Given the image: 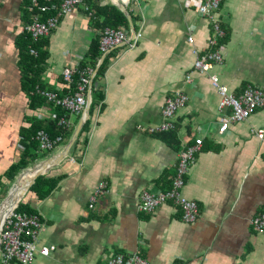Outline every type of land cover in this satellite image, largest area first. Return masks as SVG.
<instances>
[{
    "label": "crops",
    "instance_id": "1",
    "mask_svg": "<svg viewBox=\"0 0 264 264\" xmlns=\"http://www.w3.org/2000/svg\"><path fill=\"white\" fill-rule=\"evenodd\" d=\"M111 4L100 0L102 7ZM28 6V0H0L2 183L26 151L23 134L29 137L34 122L57 113L54 104L37 109L23 91L17 44L36 14L26 13ZM89 12L79 7L44 38L48 58L41 79L46 91L69 94L72 84L63 76L65 68L78 70L101 32ZM128 12L144 36L136 46L124 44L107 57L108 69L96 79L100 91H92L95 106L82 139L85 149L74 146L70 158L48 173V182L57 186L51 196L39 200L29 193L22 203L45 223L38 248L50 253L37 254L34 264H107L117 254L134 252L151 264H264V234L252 227L264 211V141L254 133L264 129V108L220 135L232 112L220 113L209 77L192 70L193 47L205 49L213 34L209 18L189 0H152L132 5ZM219 16L228 35L224 63L214 71L235 96L248 85L264 91V0H224ZM124 30L132 39L131 27ZM177 93L188 96L189 103L177 113L176 130L150 134L147 128L162 124L165 103ZM81 117L69 115L67 143ZM198 139L203 148L183 188V196L198 207L197 221L184 223L181 211L171 205L141 215L140 195L169 190L180 151ZM101 182L109 184L110 192L90 210Z\"/></svg>",
    "mask_w": 264,
    "mask_h": 264
},
{
    "label": "built area",
    "instance_id": "2",
    "mask_svg": "<svg viewBox=\"0 0 264 264\" xmlns=\"http://www.w3.org/2000/svg\"><path fill=\"white\" fill-rule=\"evenodd\" d=\"M56 0H29L30 11L36 13L33 21L25 28V32L30 35L33 42H40L41 39L48 38L51 33L57 29L59 21L62 18L76 13L81 6L85 7L84 0H60V6L53 9L50 4ZM152 0H111V3L123 4L127 9L132 5L149 3ZM198 5V12L202 17L209 18L213 26V34L206 44L205 49L193 47L192 54L195 58L193 71L201 75L208 76L213 89L220 98V113L230 110L232 112L229 119L225 120L220 127L219 134L224 135L232 124L247 122L252 114L257 110L264 108V91L255 89L248 85L241 96H235L231 93L229 87L222 83L220 75L215 72L218 65L224 63L225 46L223 40L227 31L223 27L220 19V11L224 0H189ZM52 11L54 16L43 21ZM86 11L89 12L88 8ZM91 13V12H89ZM135 40L131 42L124 29L104 28L100 32L99 52L107 58L116 48L129 43L136 46V43L144 36L143 31L137 32ZM188 43L194 45V38L188 37ZM31 53L37 56V51L31 49ZM102 58V57H101ZM101 59L99 60V62ZM77 70L65 68L63 76L69 84L74 83V75ZM96 73L93 69H86L76 86V91L71 94L62 95L56 92L38 91L48 102L60 107L66 111L64 116L53 114L54 120H58V125L62 133L53 138L49 132L43 130L38 136L40 151L52 152L64 141L65 132L70 128L71 121L69 115H83L89 94L90 82L94 79ZM188 80L191 75L188 74ZM189 98L183 93H177L174 97L167 99L162 111V124L147 128L150 134L175 131V118L177 113L186 107ZM92 104V94H91ZM91 107V106H90ZM89 120V119H88ZM87 120V121H88ZM256 136L264 141V129L254 131ZM203 140L198 139L194 146H185L179 153L176 175L172 191L153 194L144 191L139 198L138 211L142 215H153L159 208L171 205L179 209L182 213V221L192 225L198 219L197 205L183 196V188L186 182L191 166L195 163L196 155L202 151ZM110 192L109 184L101 182L90 199L89 209L94 210L99 200L107 196ZM45 223L37 213L29 214L15 210L14 213L4 223L0 234V252L1 261L4 264H34L37 254L48 256L49 248H38V240ZM253 229L259 234H264V211L252 220ZM107 264H151L141 253L134 252L129 255L117 254L108 260ZM175 264H191L188 262H178Z\"/></svg>",
    "mask_w": 264,
    "mask_h": 264
},
{
    "label": "trees",
    "instance_id": "3",
    "mask_svg": "<svg viewBox=\"0 0 264 264\" xmlns=\"http://www.w3.org/2000/svg\"><path fill=\"white\" fill-rule=\"evenodd\" d=\"M28 3H29V0H28ZM84 3H85L86 8H89L91 12H94L95 14L94 17L95 19H97L96 28L98 30L102 31V29L104 28H111L115 30L121 29V28L128 29L130 27L128 19L116 6L111 4V5L102 7L100 6V0H84ZM59 6H60V0H56V6L53 9L55 10ZM29 11H30V3H29V6L27 7L26 13H29ZM54 15H55V12L52 11L51 13L43 17L42 20L45 21ZM31 23L32 21H30L28 25H30ZM227 35H228V32H227ZM99 38L100 36L98 38L95 37L90 43V47L86 53V56L84 60L81 62L80 66L78 67V70L76 71L74 75V83H72V85L70 86L69 94L74 93L76 91V86L81 78V74L87 68L91 67L93 70L97 68L98 62L102 57V54H100L99 52ZM17 45H18V49L20 52L19 64L23 72L22 74L23 75L22 77L23 78V81H22L23 91L27 94L29 98H31L33 102H35L37 109L44 108L45 106L48 105L49 102L47 99L41 96L38 93V91H46V87L44 86L42 82L41 75L43 74V70H44L42 66L45 64L46 59L48 58V53H47L48 40L43 39L40 42L35 43L32 41L30 36L25 32L24 35L21 37V39H19ZM31 49H35L37 51V56L31 53ZM108 60H109L108 58L104 60V62L101 64L99 68L98 73L95 75L93 79V86H92L93 95L96 94V92L98 93L100 91L99 86L96 84L97 82L96 79L99 76L104 75L105 71H107ZM94 106L95 105L93 102L91 105V114L94 111ZM56 112L60 117L66 114V111L60 107H57ZM90 124H91V119H89L84 125L79 135V138L76 142L75 148L81 147L83 150L85 149L86 144L82 142V139H83L84 134H87V132L89 131ZM175 125H176V118H175ZM43 130L49 132L53 138H57L62 133V130L60 129L58 125V120L47 119L46 121L34 122L33 128L27 132L30 134L29 136L30 138L23 134L24 138L27 141L24 143V145L26 146V151L25 153H23L21 161L16 163L14 166H12L11 169L8 170L7 175L3 176L4 178H7L8 180H14L22 171L32 167L36 163V161L46 158L50 156L51 153L54 152V151L52 152L40 151V144L37 139H38L40 132ZM172 132H169V133H172ZM70 133L67 139H69ZM164 133H168V132H164ZM164 133H158V134H153V135H161ZM65 134H67V131L65 132ZM29 141H30V144L28 145L27 142ZM63 143L66 144L67 143L66 140L63 141L61 144ZM47 175L41 176L37 180L36 184H34L31 187V190L29 192L30 194L35 193L39 200H44L48 198L49 196H51L57 187L56 181L48 182ZM175 175H176V172L172 179L173 182H172L171 187L169 188V190L164 191V192L172 191ZM19 212H24V213H29V214L35 213L34 211H31V210L25 211L22 208V205L19 208ZM11 264H14V263H11Z\"/></svg>",
    "mask_w": 264,
    "mask_h": 264
},
{
    "label": "water",
    "instance_id": "4",
    "mask_svg": "<svg viewBox=\"0 0 264 264\" xmlns=\"http://www.w3.org/2000/svg\"><path fill=\"white\" fill-rule=\"evenodd\" d=\"M114 6H116L128 19L129 25L131 27V31H132V36L133 38L131 39V42L133 40H135V37L137 36V31L136 28L134 26V23L132 21V17L131 14L127 11V9L122 5V4H116L113 3ZM129 42V43H131ZM126 43V44H129ZM105 60V56H102L101 61L96 69V74L99 71V68L101 66V64L104 62ZM92 86H93V80L90 82L89 85V94H88V102L85 108V111L81 117V120L77 126V128L74 131V134L72 136V138L70 139V141L63 147H60L59 149H57L55 152L51 153L50 156L40 159L38 161H36V163L22 171L19 174V178L18 181L15 183L18 184L21 181V178L24 177L26 175V173H29L31 175L32 178V182L30 183L27 192L24 194V196L22 197L21 201L19 202V204L12 210V213L15 212V210L20 206V204L23 203V201L25 200L26 196L29 194V191L31 190V187L36 184L37 180L41 177V176H45L47 175L52 169H54L55 167L59 166L60 164H62L64 161H66L67 159L70 158L71 155V151L73 149V147L75 146L79 135L84 127V125L86 124L87 120L89 119V110H90V106H91V94H92ZM14 185V186H15ZM13 186V187H14ZM6 203V200H4L3 202L0 203V209H2L3 204ZM11 213V214H12ZM8 218L1 220L0 222V234L3 228L4 223H6Z\"/></svg>",
    "mask_w": 264,
    "mask_h": 264
},
{
    "label": "bare ground",
    "instance_id": "5",
    "mask_svg": "<svg viewBox=\"0 0 264 264\" xmlns=\"http://www.w3.org/2000/svg\"><path fill=\"white\" fill-rule=\"evenodd\" d=\"M31 182V175L26 173V175L21 178V181L12 188L6 199V203H4L2 209H0V222L11 215L12 210L19 204L22 197L27 192Z\"/></svg>",
    "mask_w": 264,
    "mask_h": 264
},
{
    "label": "rangeland",
    "instance_id": "6",
    "mask_svg": "<svg viewBox=\"0 0 264 264\" xmlns=\"http://www.w3.org/2000/svg\"><path fill=\"white\" fill-rule=\"evenodd\" d=\"M119 4H121V3H119ZM123 5V4H122ZM124 6V5H123ZM125 7V6H124ZM126 8V7H125ZM127 9V8H126ZM127 11H128V9H127ZM77 116V115H76ZM80 120V119H79ZM71 126H72V124H71ZM70 126V127H71ZM69 142V141H68ZM65 144L63 143V144H61L57 149H59L60 147H63ZM56 151V150H55ZM54 151V152H55ZM18 178H19V175L14 179V180H8V181H3V183L2 182H0V203L1 202H3L4 200H6L7 198H8V196H9V194H10V192H11V190H12V188H13V186L15 185V183L18 181ZM30 192V191H29ZM24 202V201H23ZM21 205L22 204H20V206L16 209V210H18L20 207H21ZM12 215V214H11ZM10 215V216H11ZM9 216V217H10ZM8 217V218H9ZM8 220V219H7ZM7 222V221H6ZM0 257L2 258V255H1V252H0Z\"/></svg>",
    "mask_w": 264,
    "mask_h": 264
}]
</instances>
